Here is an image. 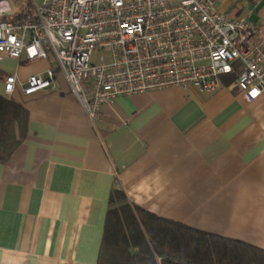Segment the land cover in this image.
<instances>
[{
  "label": "crops",
  "instance_id": "obj_1",
  "mask_svg": "<svg viewBox=\"0 0 264 264\" xmlns=\"http://www.w3.org/2000/svg\"><path fill=\"white\" fill-rule=\"evenodd\" d=\"M7 1L10 19L35 7ZM218 8L264 36V0ZM26 62L3 57V78L55 63ZM235 75L211 93L175 86L119 96L94 119L59 72L51 90L21 94L26 137L0 164V264H96L113 186L159 217L264 250V93L245 100Z\"/></svg>",
  "mask_w": 264,
  "mask_h": 264
},
{
  "label": "built area",
  "instance_id": "obj_2",
  "mask_svg": "<svg viewBox=\"0 0 264 264\" xmlns=\"http://www.w3.org/2000/svg\"><path fill=\"white\" fill-rule=\"evenodd\" d=\"M219 2L42 0L14 22V8L0 0V60L55 62L25 79L7 74L2 95L51 90L59 72L94 119L119 96L175 86L211 93L236 72L234 86L252 101L264 93V36Z\"/></svg>",
  "mask_w": 264,
  "mask_h": 264
},
{
  "label": "trees",
  "instance_id": "obj_3",
  "mask_svg": "<svg viewBox=\"0 0 264 264\" xmlns=\"http://www.w3.org/2000/svg\"><path fill=\"white\" fill-rule=\"evenodd\" d=\"M27 15L24 11L11 20ZM28 119L22 103L0 93V164L25 139ZM96 264H264V250L159 217L131 204L123 190L113 186Z\"/></svg>",
  "mask_w": 264,
  "mask_h": 264
},
{
  "label": "rangeland",
  "instance_id": "obj_4",
  "mask_svg": "<svg viewBox=\"0 0 264 264\" xmlns=\"http://www.w3.org/2000/svg\"><path fill=\"white\" fill-rule=\"evenodd\" d=\"M31 2H32V4L33 5H35V6H39L40 4H41V1L42 0H30ZM95 54V53H94ZM94 57H95V55H94ZM96 60V59H95ZM27 64H29L28 62H26ZM4 78H3V75L2 74H0V82H2V80H3ZM13 99H15V100H17V101H22V95H21V93H20V91H19V89H17L16 91H15V93H14V95H13V97H12Z\"/></svg>",
  "mask_w": 264,
  "mask_h": 264
}]
</instances>
